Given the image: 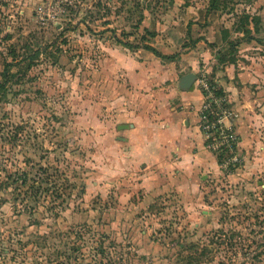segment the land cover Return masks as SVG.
Wrapping results in <instances>:
<instances>
[{"label": "rangeland", "instance_id": "rangeland-1", "mask_svg": "<svg viewBox=\"0 0 264 264\" xmlns=\"http://www.w3.org/2000/svg\"><path fill=\"white\" fill-rule=\"evenodd\" d=\"M115 53L145 63L144 106L243 53L264 73V0H0V264H264V74L235 170L146 191L107 164L135 92Z\"/></svg>", "mask_w": 264, "mask_h": 264}, {"label": "crops", "instance_id": "crops-1", "mask_svg": "<svg viewBox=\"0 0 264 264\" xmlns=\"http://www.w3.org/2000/svg\"><path fill=\"white\" fill-rule=\"evenodd\" d=\"M241 50L244 51L245 47ZM201 54L204 55V52ZM241 57H245L246 64L237 59L236 65L230 63L224 71H215L217 76L215 77L227 92L229 101L237 106V109H234L237 113L236 128L240 135L241 152L245 153V129L248 121L246 118L249 117L245 113L248 111L245 107L254 103V99H250L248 90L253 92L254 87L257 93L262 91L260 84L263 82L264 73L262 70L254 69V66L260 63L252 56L243 53ZM152 62L151 68L147 69L148 74L156 69L155 60L152 59ZM106 63L109 71L121 70L122 75L135 90V92L127 91L131 99L126 101L128 108L126 112L116 113L120 119L115 125L117 132L114 138L120 145L112 143L106 149L110 159V163L107 164L111 169L118 165L120 168H138L140 172L138 179L141 185L148 189L146 191L169 181L182 180L193 186L197 180H204V183H207L214 177L220 170L217 157L205 147L197 127L194 107L199 103L200 96L198 91L194 90L193 84L188 89L178 87L175 94L176 103L173 99L168 105L159 103L155 107L151 103L144 106L137 99L139 93L136 89L140 87L138 82L146 70L145 63L140 64L139 59L125 53H115L112 57H107ZM191 72L196 74L193 69ZM120 123L129 124L121 133L117 129ZM118 136L123 139L119 140ZM119 154L118 159L116 157Z\"/></svg>", "mask_w": 264, "mask_h": 264}, {"label": "built area", "instance_id": "built-area-1", "mask_svg": "<svg viewBox=\"0 0 264 264\" xmlns=\"http://www.w3.org/2000/svg\"><path fill=\"white\" fill-rule=\"evenodd\" d=\"M200 99L194 112L205 147L217 157L218 169L232 172L242 163L236 111L222 91L220 82L208 70L196 72L193 82Z\"/></svg>", "mask_w": 264, "mask_h": 264}, {"label": "water", "instance_id": "water-1", "mask_svg": "<svg viewBox=\"0 0 264 264\" xmlns=\"http://www.w3.org/2000/svg\"><path fill=\"white\" fill-rule=\"evenodd\" d=\"M195 79V74L193 72H187L185 74H183L178 81V86L182 89H188L191 87V85L193 84ZM129 126V124L126 123H120L117 125V129L119 130V132L121 133L124 128H127ZM119 140H122L123 138L121 136L117 137Z\"/></svg>", "mask_w": 264, "mask_h": 264}, {"label": "trees", "instance_id": "trees-1", "mask_svg": "<svg viewBox=\"0 0 264 264\" xmlns=\"http://www.w3.org/2000/svg\"><path fill=\"white\" fill-rule=\"evenodd\" d=\"M217 0H211V6L214 5L216 3ZM144 48H146L147 50L153 52L155 55L161 57V58H171L172 56H169V55H166V54H163L161 53L159 50H157L156 48H154L153 46L151 45H148V44H144L143 46ZM226 60V58L224 56H220L218 58V61L219 62H224Z\"/></svg>", "mask_w": 264, "mask_h": 264}]
</instances>
